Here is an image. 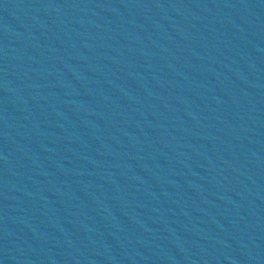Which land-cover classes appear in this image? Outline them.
I'll return each mask as SVG.
<instances>
[{"label": "water", "instance_id": "95a60500", "mask_svg": "<svg viewBox=\"0 0 264 264\" xmlns=\"http://www.w3.org/2000/svg\"><path fill=\"white\" fill-rule=\"evenodd\" d=\"M0 264H264V0H42Z\"/></svg>", "mask_w": 264, "mask_h": 264}]
</instances>
